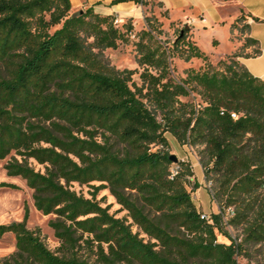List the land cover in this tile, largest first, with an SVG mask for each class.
<instances>
[{"label":"trees","instance_id":"obj_1","mask_svg":"<svg viewBox=\"0 0 264 264\" xmlns=\"http://www.w3.org/2000/svg\"><path fill=\"white\" fill-rule=\"evenodd\" d=\"M129 1L146 4H110ZM70 7V0H0V160L19 158L6 163V173L25 181L36 210L56 216L49 225L62 250L50 251L23 221L0 225V235H14L16 248L0 264H96L77 256L80 240L100 264H236L235 256L247 255L245 243L264 246V79L247 71L239 52L207 63L186 40L184 25L173 48L185 61H205L204 67L188 68L175 80L170 50L157 52L141 38L137 83L135 70L107 68L102 55L126 41L131 25L122 31L113 15L90 8L69 14ZM253 42L245 38L241 48ZM191 94L199 102L180 99ZM166 133L199 147L219 213L200 217L186 189L192 171L170 161ZM71 183L89 187L90 197L71 190ZM102 189L131 223L101 206L96 195ZM226 224L242 227L239 242ZM215 231L229 242H217Z\"/></svg>","mask_w":264,"mask_h":264},{"label":"rangeland","instance_id":"obj_2","mask_svg":"<svg viewBox=\"0 0 264 264\" xmlns=\"http://www.w3.org/2000/svg\"><path fill=\"white\" fill-rule=\"evenodd\" d=\"M74 0L70 1L73 4ZM136 12L131 17L118 18V23L113 24L120 30L124 31V25H131L132 29L126 34V41L119 43L117 49H105L102 52L107 68L114 70H135L132 79L139 83V73L142 71V67L136 62L137 53L136 43L142 41L147 43L149 47L155 49L157 52L161 50L165 51L166 55L170 50L171 54L167 57L170 76L178 80L185 77V71L188 68L202 69L205 61L201 59L191 58L185 61L179 56V49L173 48V44L176 41L181 24L175 21H170L165 12L155 4L152 0H146L145 5L136 4ZM85 11L82 9L80 12ZM79 12L76 8L70 7L69 14ZM45 19L48 18L46 12L43 13ZM244 24V19L241 16V20L238 25L241 27ZM32 28L34 25L31 24ZM53 29H49L51 32ZM142 31H149L151 37L143 36ZM200 50L207 54V63L215 66L219 60H227V58L234 52L229 49L227 40H224L219 36L220 44H211L212 38L207 36H201L199 39L194 38L193 31L189 27L186 33V40L196 43ZM234 42V41H232ZM241 44H244L241 40ZM249 46V45H248ZM215 49V51L213 49ZM246 48V47H245ZM245 48L238 50L237 52L245 53ZM217 53L218 56L210 52ZM225 53V54H224ZM224 54V55H221ZM251 54V53H250ZM182 101H194L199 102V99L194 94L189 97L180 98ZM168 142L167 151L171 155H174L177 160L182 161L189 165L192 175L186 177V189L190 193L191 201L196 209L205 216L209 217L212 213H219V207L217 202L212 198L210 193V183L205 181L202 168L199 164V157L197 151L199 147H191L189 145L179 144L169 133L165 134ZM157 147H152L156 149ZM13 158L19 159L16 155H9L5 159L0 160V225H7L10 223L24 222L25 227L38 234L40 240L44 245L55 253H61L60 241L54 236L53 229L49 225L50 221L55 220L56 216L53 214L43 215L40 211L36 210L33 205L32 194L33 191L26 186L23 179L18 176H9L6 173L4 166L7 162H10ZM29 165L35 170L44 171L43 167L36 164L33 160H29ZM174 167V164L173 166ZM8 184L15 187H9ZM70 189L76 193H80L83 196L89 198V191L91 189L85 185H78L77 183H71ZM96 199L100 200V204L103 207H107L108 213L119 219H124L127 223H131V219L128 217L126 210H123L121 206L116 202L115 198L110 195L107 189H102L96 195ZM229 210H233L231 207L226 208L223 212L222 220L226 223L227 219L232 216ZM131 230L137 233L139 237L148 240V237L141 232L136 225H131ZM229 235L236 241H240L243 233L242 227L233 228L229 225L224 226ZM216 232V231H215ZM175 233V232H174ZM181 237V233H175ZM217 242L228 243V239L222 234L216 232ZM78 246L74 248L77 256L85 258L96 264H100L96 260V256L84 245L82 240L78 241ZM247 249V255L243 254L235 256L236 264H264V246L258 245L252 246L250 243L244 244ZM16 252L15 239L12 233H4L0 235V259L7 258Z\"/></svg>","mask_w":264,"mask_h":264},{"label":"crops","instance_id":"obj_3","mask_svg":"<svg viewBox=\"0 0 264 264\" xmlns=\"http://www.w3.org/2000/svg\"><path fill=\"white\" fill-rule=\"evenodd\" d=\"M152 1L165 12L170 21L191 27L194 38L211 37L212 46L214 42L217 43L214 47L220 44L219 36L227 40L229 49L233 52L242 50L241 40L252 39L254 42L246 46L245 53H241L237 60L254 77L264 79V0ZM110 2L111 0H74L71 7L77 11L90 8L99 15L120 18L131 17L136 12V4L131 1L116 5H111ZM241 16L244 19V31L241 30L243 25L241 27L238 25L239 22L231 27L236 19L241 20ZM195 42L197 45L196 40ZM210 53L218 56L212 51Z\"/></svg>","mask_w":264,"mask_h":264},{"label":"built area","instance_id":"obj_4","mask_svg":"<svg viewBox=\"0 0 264 264\" xmlns=\"http://www.w3.org/2000/svg\"><path fill=\"white\" fill-rule=\"evenodd\" d=\"M113 22H114V23H118V18L115 17ZM230 116H231L232 118H235V114H233V113H231ZM177 170H178V167L175 166V167L173 168V173H172V174L176 173ZM229 213L232 214V210H229ZM200 217H201V218H204V219H208V217L205 216L204 214H201Z\"/></svg>","mask_w":264,"mask_h":264},{"label":"water","instance_id":"obj_5","mask_svg":"<svg viewBox=\"0 0 264 264\" xmlns=\"http://www.w3.org/2000/svg\"><path fill=\"white\" fill-rule=\"evenodd\" d=\"M80 12V11H79ZM170 161H172L173 163H175L177 161V158L174 155H170L169 157Z\"/></svg>","mask_w":264,"mask_h":264}]
</instances>
